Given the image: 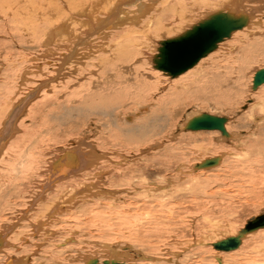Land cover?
<instances>
[{"label":"rangeland","instance_id":"obj_1","mask_svg":"<svg viewBox=\"0 0 264 264\" xmlns=\"http://www.w3.org/2000/svg\"><path fill=\"white\" fill-rule=\"evenodd\" d=\"M254 1L256 6L252 0H249L247 1V4L244 3V10L241 8L239 11H246L245 13H248L250 7H257L255 9V14L258 15V18H262V21H264V7H262V4L264 5V0ZM58 3H62L60 5L64 4L62 0L58 1ZM231 9L234 10V8ZM216 10L217 9H207L206 11L201 10L202 12H199L200 15L198 14V17L196 16L195 20L200 21L201 17H204L209 13L211 14ZM254 27H257V25ZM188 28V26H185L184 31ZM263 28L259 27L258 29L263 31ZM181 31H183V28L178 31V34ZM240 31H237L240 33L235 32L237 34L234 33L230 38L231 40L228 38L225 43L221 44V46L215 50L216 52H212L210 56L203 59L204 61H202L203 63L201 62L199 67L201 68V66L204 65L202 70L206 69L205 71H208L209 76L213 75L214 70L216 71L218 67V69L221 70L220 72H223L228 65H232L229 64V62L234 63L232 58L240 54V51L237 50L242 45L246 46L251 39L260 38V40H264V31L263 34L260 31L251 37L249 33L250 30L244 28ZM243 31L245 32L243 33ZM24 37H27L28 39L30 38V40L27 39V41H25L26 39L22 38V41L20 42L21 44L15 47L10 44V37H6L3 33L0 34V45L2 44L0 46V71L3 72V70H5L6 72L4 71V74H10L8 78H6L4 74H1L0 79L2 80H0V86L5 84L4 82L6 81H8L7 83L9 85L12 84V86H15L16 89L17 87L22 86L19 88V91H17H21L20 93L14 92L16 96L18 95V99L26 96L31 90L29 89L30 87H38V82L45 80L43 77L41 79L40 76H45L44 74L51 72L56 57H58L57 53L49 57L42 55L43 53H46L45 51H47V48L42 47L40 40L35 41L33 38L35 41L34 44L30 36L24 35ZM92 39L87 41L88 45H94L95 40L92 41ZM164 40L161 42L164 43ZM28 41L30 43H28ZM154 42L156 44L152 46V48H154L152 49V54L160 55L159 52L156 51L159 44L157 41ZM14 47L16 48L15 57H17L14 60H17L18 64L16 62L17 67H9L7 66L10 65L8 59L10 55L14 56L12 51V48ZM51 48H55L59 54L62 53L60 52L61 50L55 46ZM222 49H224V51ZM248 51L244 50L242 55H239L240 58L243 59V62L246 63V70L244 72L245 76L240 79L238 84L237 81H233V76L237 72H234V70L232 71L231 68L233 67H227L231 75V83H228V88L231 90L229 91L230 94L226 93V95H224L225 97L221 96L218 100L211 99L212 96H205L206 98L204 97L205 99H202L201 101L187 99L186 97L181 96L182 98L178 100L179 103L177 101L175 105L173 103L169 104L171 105L169 106L170 110H162L161 112L155 111V114L153 115H151L153 112L152 110L157 106L154 101L157 100L158 102L160 97L162 98L166 94L172 93L175 91L173 90L175 87L179 89L183 85H188V82L193 81V79L198 76L197 73L202 72V70L197 68V66H194L190 71L185 73V75L183 74L180 78L174 79L175 76L170 75L169 73H167L166 76L164 74L165 72H160V74L157 73V66L149 63L151 58L147 59L146 65H144L143 58L138 57L132 64L134 66L133 69L135 68L133 76H128L125 79L130 82L134 79L136 82L137 79L134 76L137 75L139 76L137 77L139 80L141 78L140 83L148 85L147 91L150 93V96L146 101V106L149 107L147 113H143L140 110L142 108L138 109L137 105H135L136 103L130 104V102L125 106L127 110H125L124 107H121L120 104L112 109L109 108L110 110H101L100 106V109H98L95 105L91 107V104L86 105L85 107H77L75 103L65 100L66 94L64 95V93L54 97L59 90V86L54 89L51 87L43 92L41 89L40 91L38 90L39 98L36 96L33 102L28 105L29 109L24 115H22V117L20 116V123L18 124L20 131L18 133L19 135L17 134V136L20 137L17 138L16 136L15 139L17 138V140L14 141L15 144H17L22 138H26L28 145L34 144V147L32 145L34 150L38 148L34 151L35 155H37V157L43 155L38 158L35 157V159L40 162L38 161L39 163L37 165L38 172L36 171L37 173H35L34 178L32 176L31 181L33 182L30 181V183L35 182L34 184H36L39 181L40 183H38L41 184L42 181L45 180L43 179L45 178L43 174L47 172L45 169H48V164H50L53 159L57 158L62 151L64 152L72 148H75L76 150H85L84 155H88L90 152H98L97 156L100 155L97 158L98 172L102 171L106 173L101 175V178H97L94 181V183H99L100 190L94 188V190L92 189L89 193H87V191V195L86 193H83V195L81 194L84 197V200L77 205L79 211L74 209L76 207L74 203L75 201L71 198L72 207L74 206L72 210H76V213L70 212L67 214L69 216L65 215L67 217H61L64 218V223L59 219L57 223L52 221V224L45 225L43 228L50 232L49 236L35 238L29 243H24L21 240L16 242V245L19 244V249L15 252L18 253L14 254L15 256L10 254L9 258H17L19 256L17 259L21 257L26 259L27 257L33 256L35 258L31 257L30 260V262H33L36 258L56 260L58 257L61 261L57 258L55 262H58L59 264H69V261L72 262L71 264H87L85 263V259L88 260L91 257V259L94 260L97 258L96 261H98V264H104L101 262H106L108 258H106V253L102 250L107 248V246L112 245L109 246L110 250L114 251V253L116 252V255L119 257L116 256L110 259H117L114 262H121L120 264H152L149 258H153L155 262L154 264H251L250 262L254 264H263L264 230L249 235L243 242V248L241 247L242 249L240 248V251L238 250V252H230L222 255L214 250L212 245L210 246V243L218 242L229 236L235 235L240 229H244L249 220L264 214V160L259 158L260 164L257 166L255 164L248 165L247 163H249V161L253 162V160L258 159V157L255 158V156H251L250 158H243L246 155L247 150L257 149L259 146H262H258V139H260V137L261 142L262 139H264V105L262 104L264 102V88L262 86V88L258 89L256 92L251 91L252 79H254L255 75L254 73L258 70L264 69V48L262 50L259 48L253 53H250V50ZM227 55L233 56L231 59H228ZM3 59L5 61H3ZM224 61L227 63V66H224ZM37 65H41V69L37 70L41 74L36 73L35 71ZM44 68L47 72H44L46 71ZM139 68H141L140 70L142 73L139 71ZM27 70L30 71V73L26 75L25 73ZM151 73L153 74L151 75ZM97 74L98 73L94 74V79L96 80L99 79ZM155 74H157V77ZM194 74L197 75L195 76ZM34 75L36 76L34 77ZM185 76H187V78ZM59 78H61V76L52 84H65V82L68 81L75 83L74 88L79 90L80 88L78 87L83 83H86L89 76L86 77L84 74V76L81 77V80H79L80 82H78L74 76L70 75V73H68V76L62 77V79L58 80ZM82 80L85 81L83 82ZM242 82L243 85H241ZM16 83H18L19 86L16 85ZM34 83H36V85ZM79 83L81 84L78 85ZM235 83L237 84L236 90L233 87L236 86ZM16 89H14V91ZM23 91L25 92L24 94ZM190 92L191 95L189 96H196V94H192L195 92L194 88H190ZM127 93L129 94L128 96ZM16 96L10 97V102H13L15 99L18 100ZM133 96H135V94H133L130 89L123 91L121 94V98L124 99ZM13 97H15V99ZM139 99L140 98L137 95L135 101H138ZM4 108L5 106L3 109ZM5 109H0L2 110L0 112V131L6 123V119L9 117L7 114L10 113ZM141 112L144 114L143 116H141ZM199 112L202 115L227 118L229 120V123L227 124L228 132L236 134L237 137L240 138V141L237 139L227 140L219 131H179L180 126L189 116ZM128 114L133 115L134 120H127L126 118L128 117ZM5 115L7 118L3 117ZM38 131H44L43 135H45L47 139L40 135ZM142 134L144 136H142ZM117 135L118 137H116ZM221 139H223V141ZM238 142L243 143V147L242 145L240 146L241 143L239 144ZM155 144L163 145L160 150H151L152 146ZM27 150L24 152L31 153L29 149ZM145 150L149 151L143 152ZM226 150L227 152H225ZM220 156L223 158L225 157L226 159L224 158L225 160L223 159L221 165H219L218 168L216 167L215 170H213L214 168L201 172H199L200 170H194V165L200 163L202 159L205 161V159L207 160L209 158ZM27 162L24 161L22 166H28ZM20 166L21 164L18 165V167ZM193 170L194 172H192ZM102 178L103 182H99ZM85 179L89 180V177ZM70 181L72 182V180ZM70 181H66V183H69ZM157 186L159 188L162 186L160 188L161 191H154ZM162 188L169 191L168 195L166 194L167 196L163 193ZM70 189L71 188L64 189L63 193L68 192ZM142 190L143 192H141ZM63 193L60 195H63ZM112 193L114 194L111 195ZM154 194H157V196ZM76 197L78 198V195ZM159 197L162 198V202ZM159 201L162 205L159 204ZM138 204L140 207L137 209ZM157 206L159 207L157 208ZM141 216L143 218H140ZM147 217L149 219H147ZM169 217L171 218L169 219ZM1 220L2 219L0 218V231L3 232L5 225L3 224V220ZM58 223H60V228L56 226ZM61 223L63 225H61ZM21 227L22 226L17 229L32 231V228ZM73 231L74 233H72ZM50 234L55 236L53 237L51 235V237ZM72 236L73 242H67V249L65 248V250H62L59 247L62 250L59 252L60 249L58 248V245L60 246L61 244H64L66 242L64 239H71ZM44 239L50 240V243L48 244V241L44 242ZM20 242L23 247H21ZM202 242L204 245H202ZM97 243L99 244L98 246ZM28 246L31 247L29 248ZM32 246L33 248L36 246V248H34L35 251H33ZM37 246L39 248H37ZM47 247L50 250L47 249ZM24 248L26 249L25 251ZM128 248H131L132 252L135 251L146 258L148 257V260L146 258L143 259L141 256V259H139L140 261L134 260L132 257L133 254L132 252L129 253ZM106 250L104 249V251ZM123 253L125 256L123 255L122 259L120 258V255ZM257 254L262 255H259L261 257L257 258L255 257L258 256ZM62 256L65 257L62 258ZM251 257L255 258L252 259ZM82 258L84 260H82ZM215 258L219 260L217 261ZM256 258L259 259V262H257Z\"/></svg>","mask_w":264,"mask_h":264},{"label":"bare ground","instance_id":"obj_2","mask_svg":"<svg viewBox=\"0 0 264 264\" xmlns=\"http://www.w3.org/2000/svg\"><path fill=\"white\" fill-rule=\"evenodd\" d=\"M58 1H60V0H0V34L3 33L6 37H10L9 42L12 46H15V47L19 46L21 44L20 42L22 41V38L26 39L25 41H27L28 38L24 37V35H26V36L31 37L34 44H35L36 40H40L42 47L47 48V51L44 50L46 53L45 54L43 53L42 55L49 57V56H53V54L57 53V56H58V57H56V60L53 64V66L51 65L52 66L51 72L44 74L45 76H40L41 79L43 77V78H45V80H42V82L39 81L38 87L37 86L36 87H30L29 89H31V90L26 94V96L20 97V99H18V97H17L18 95L17 96L15 95V93L17 91H19V88H21L22 86L17 87V89H16V87L12 86V84H10L11 85L10 86L7 83L8 81L4 82L5 84H2L0 86V109L4 110L6 108L8 110V113L10 112L9 114H7V115H9V117H8V119H6L7 121H6L5 125L3 126V128L0 131V218L3 220V224L5 225L4 231L3 232L0 231V264H59L58 262H55L58 257L57 258L54 257V258H56V260L55 259L49 260V259H44V258H38V259L36 258L33 262H30L31 257L35 258L33 256L27 257L26 259L24 257L17 259L19 256L17 258H15V257L9 258V257H10V254L14 255V254L18 253V252H15L19 249L18 248L19 244L16 245V242L21 240L24 243H29L30 241H32L35 238L49 236L50 232L46 231V229L43 228L45 225H49L52 221L57 223V221L59 219L61 220L62 223H64L65 222L64 218L69 216V215H67L68 213H70V212L76 213V210H74V211L72 210V208L74 206L72 207L71 198L73 199V201H75L74 203H75L76 207L74 209H77L78 203H81L84 200V197L82 196L83 193H86L87 191H88L87 193H89V191L91 192L92 189L94 190V188H96L97 190L101 189L99 187V183H94V181L97 178H101L100 176L106 173V172H102V171L98 172V166H97L98 159L97 158L100 156V155L97 156L98 152L97 153L96 152H90L88 155H84L85 150H76L75 148H72V149L66 150L64 152L62 151L57 158L53 159L50 162V164H48V169H45V170H47V172L45 174H43V176L45 177L43 179H45V180L42 181L41 184H39L40 183L39 181H38L39 183L37 182L36 184H34L35 182L30 183L32 176L34 178L35 173L38 172V166L37 165L40 162L39 160H38L39 161L38 162L35 159V157L38 158V157H41L43 155L37 157V155H35L34 151H36L38 148L36 150H34L33 147L35 145L32 144L33 147L31 144L28 145L26 142V138H22V139L20 138L21 140H20V142L17 141V142H19L17 144H15L14 141H16L17 138L20 137V136H17V134L20 131V128L18 125L20 123L19 122L20 116L22 117V115H24V113L29 109L28 105L31 104V102H33V100H34V98H36V96L38 97V94H39L38 92L40 91V89L43 92V91L50 89L51 87H53V89H54L56 87L58 88V86H59V90L56 92L54 97L62 95V93H64V95L66 94L65 100L68 102H71V103H75L77 105V107H85L86 105L91 104V107H93V105H95V106H97L98 109H100V107H101V110H106V109L110 110V109L116 107L118 104H120L121 107L125 108V106H127V104L130 102V104L136 103L135 105H137L138 109L142 108L140 110L143 113H145V112L147 113L149 107L146 106V101L150 96V93L147 91L148 85L140 83L141 78L139 80L137 78L139 76H137V75L134 76L137 79L136 82L134 79H133V81L130 82V81H127L125 78L128 76H133L135 68L133 69L134 66L132 64L138 57L143 58L142 60L144 62V65H146L147 59L151 58L149 63L155 64V66H157L155 63V60H156V57L158 56V54H156V55L152 54V49H154V48H152V46H154L156 44L154 41H157V43L159 44L157 46L156 51L159 52V54H160L161 53L160 50L162 49L163 44H165L169 41L175 42V39L177 40L178 37L186 36L189 32L191 33V31H193L195 27H199L200 25L204 26L206 24V22H211L212 19H214V18H220V17L225 15L229 21H241V23H242L241 27H238L234 30H231V33L229 35L226 34L224 39L217 42L216 48L214 50H212L208 55L200 58L198 61H195V62L192 61V63H190V67L183 68L184 69L183 72L179 73L180 67L176 66L177 60L174 59L175 64L172 65V67H173V68H171L172 73H169V72H167V73H169L170 75H174L175 76L174 79H177V78H180L181 76H183V74L185 75V73L190 71L191 68H193L194 66L195 67L197 66V68H200L199 65L201 64L202 61H204L203 59L205 57L207 58L208 56H210V54L212 52H214L216 49H218L221 46V44L225 43V41L228 38L230 39L235 32L243 30L244 28H246V30L247 29L250 30L249 33H250V37H251L252 35L259 33L261 31L260 29H258L259 27H261V28L264 27V21H262V18H258L257 17L258 15L255 14L256 13L255 9L257 7L256 8L255 7L253 8V6L250 7V10L248 13H245L246 11L245 12L239 11L241 8H243L244 3L247 4L248 3L247 1H249V0H62L64 2L63 5H60L62 3H58ZM252 2L254 3L255 1L252 0ZM254 5H255V3H254ZM262 7H264L263 4H262ZM231 8H234V10H232ZM259 8L262 9L261 7H259ZM207 9H217V10L211 14L209 13L206 16L201 17V20L199 19L200 21L195 20L196 16L198 17V14L200 15L199 12L201 10L206 11ZM243 10H244V8H243ZM260 14H262V13H260ZM263 14H264V11H263ZM173 17H174V19H173ZM256 25H257V27H254ZM185 26H188L189 28L184 31ZM182 28H183V31H181L178 34V31H180ZM220 31H222V29H220ZM263 31H264V28H263ZM263 31H261L262 34H263ZM240 32H237V33H240ZM244 32L245 31H243V33ZM237 33H235V34H237ZM171 36H173V37H171ZM241 36H242V34H241ZM253 37H255V36H253ZM33 38L35 39V41L33 40ZM38 38H41V39H38ZM90 39H92V41L95 40L94 45H88L87 44V41ZM164 39H166L167 41ZM241 39H243V38H241ZM241 39H238V40H241ZM28 40H30V38ZM162 40H164L165 42L163 41L164 43H162L161 42ZM259 40H260V38L259 39L253 38L250 40V42L248 41L246 46L242 45L239 49L237 48L238 49L237 51H240L239 55H242L244 50H247V51L250 50L251 51L250 53H253L254 51H256L259 48L262 50L264 48V40L263 39H262L263 41L262 40L259 41ZM28 43H30V42L28 41ZM239 43H241V42H239ZM53 46H55L59 50H61L60 52H62V53L59 54V52H57L55 48H51ZM177 46H179V44H177V43L173 44V47L175 48V50H177ZM15 47L12 48L14 56L8 55L9 56L8 61H9L10 65H12V66L7 65L9 67H13V66L17 67L16 65L18 64L17 60L16 61L14 60L17 58V57H15V55H16V50H15L16 48ZM230 49H231V47H230ZM222 50L224 51V49H222ZM239 55L235 56L233 58H232L233 55H227L228 59L232 58L234 61V63H230L228 61L229 64H232V65H230V66L228 65V66L233 67V68H231L232 71L234 70V72H237L233 76V79H234L233 81H235V82L237 81V84L240 81V79L243 76H245L244 72L246 70V66H245L246 63L243 62V59H241ZM38 59H40V58H38ZM48 60H49V58H48ZM3 61H5V60L3 59ZM16 62H17V64H16ZM9 63H7V64H9ZM137 63H139V62H137ZM137 63H136V65H137ZM140 64H142V63H140ZM226 64L227 63H225V61H224V66H227ZM2 65H4V64H2ZM44 65H46V64H44ZM40 66L39 65L36 66V69H35L36 73L41 74L40 72L37 71V70L41 69ZM43 67H45V66H43ZM143 67H145V66H143ZM203 67H204V65H202L200 69L202 70ZM227 67L224 69L223 72H220L221 70L218 69L219 67L217 69L215 68L216 71L214 70V74L212 73L213 75H211V76H209L208 71H205L206 69L202 70V72L197 73L198 76H196L197 74L196 75L194 74L196 77L193 79V81H189L188 85H183L179 89H177L174 86L175 88L173 90H175V91H173L172 93L166 94L162 98L160 97V99L158 98L159 99L158 102H157V100L154 101V102H156L157 106H156V108H154L152 110L153 112L151 115L155 114V111L161 112L162 110L169 109L170 108L169 106H171L169 104L173 103L175 105L176 102L182 98L181 96H184L187 99H195L197 101H199V100L201 101L202 99H205L207 96H209V97L212 96L211 99L213 98V99L218 100L219 97L221 98V96L226 95V93L230 94L229 91H231V90L228 87H229V84L231 83V75H230ZM22 68L25 69L24 67H22ZM141 68H139L140 72H141V70H140ZM207 70H209V69H207ZM4 71L5 70H3V72L0 71V72H2V73H0V77H1V74H4ZM14 71H17V70H14ZM261 71H264V69L258 70L254 73L255 75H254V79H252L253 82L251 84V86H252L251 91L256 92L258 89L262 88V86L264 88V83L257 84V86L254 83L258 73ZM12 72H13V69H12ZM44 72H47V70ZM160 72L164 73L158 69L157 73L160 74ZM29 73H30V71L27 70L25 74L27 75ZM42 73H43V71H42ZM68 73H70V75L74 76V78L76 80H78V82H80L79 80H81V77L84 76V74L86 75V77L89 76L90 80L89 79L86 80V83H83L82 85H80L81 83H79L78 84V85H80V87H78V88H80L79 90L74 88L75 83H71L68 81H66L65 84L64 83L63 84H52L53 82L57 81L58 77L61 76V78L58 79V80H60V79H62V77L68 76ZM96 73H98L97 74L99 77L98 80L94 79L95 78L94 74H96ZM167 73H164L165 76ZM152 74L153 73H151V75ZM4 75L6 78H8L10 76V74H4ZM155 75L157 77V74H155ZM178 75H180V76H178ZM35 76L36 75H34V77ZM188 76H189V74H188ZM98 77H96V78H98ZM185 77L187 78V76H185ZM22 78H23V76H22ZM145 79H147V78H145ZM0 80H2V79H0ZM142 80H144V79H142ZM82 81L84 82L85 80H82ZM159 81H161V80H159ZM9 83H11V82H9ZM148 83H150V82H148ZM34 84L36 85V83H34ZM237 84H236V86H233L235 88V90L237 88ZM16 85H18V83H16ZM241 85H243V82ZM190 88L195 89V92H193L192 94L193 95L196 94V96H192V97L189 96V95H191ZM14 89H16V90L14 91ZM60 89H63V90H60ZM129 89L133 92V94H135V96L127 97L125 99L121 98L122 92L125 90H129ZM150 90H154V89H150ZM20 92H17V93H20ZM24 93L25 92L23 91V94ZM128 95L129 94L127 93V96ZM137 95L139 96L140 99L138 101H135ZM12 96H16V98L18 100H16L15 97H13L15 100L13 102H10V97H12ZM178 103H179V101H178ZM262 104L264 105V102ZM4 106H5V108L3 109ZM131 109H133V108H131ZM131 109H129V110H131ZM2 110H0V112ZM125 110H127V109L125 108ZM125 112H127V111H125ZM137 113H139V112H137ZM143 113L141 116L144 115ZM201 116H203V115L200 114V112L197 114H193V115L189 116L182 123L179 131H182V132H184L185 130L190 131V130H188V125L190 124V122L192 120L198 118V117H201ZM3 117L7 118L6 115ZM1 119H3V118H1ZM126 119L127 120H134L133 115H131V114H128V117ZM141 123H142V121H141ZM228 123H229V120H228L227 124ZM227 124H226V131L228 133V136H225L222 134L223 137L226 138L227 140L237 139L238 141H240L239 140L240 138L237 137L236 134L228 132ZM200 131H204V130H196V131H190V132H200ZM43 132L38 131V133L40 135H42L46 138V136L43 135L44 134ZM16 136H17V138L15 139ZM142 136H144V135L142 134ZM116 137H118V135ZM48 139H49V137H48ZM221 140L223 141V139H221ZM258 142H259L258 146L259 145H262V146H259L257 149H253V150L249 149V150H247L246 155L244 154L245 156L243 158H246V157L250 158L251 156H255V158L258 157V159H254L253 162L248 160L249 161V163H247L248 165H254L255 164V165L259 166V164H260L259 158L264 160V139H262V142H261V137H260V139H258ZM238 143L240 144L241 142H238ZM162 145L163 144H155L154 146H152L151 150H158V149L160 150ZM241 145L243 147V143H241L240 146ZM242 147H241V150H242ZM27 149H29V151H31V153H29V152L25 153L24 151ZM162 149H164V148H162ZM236 149H237V145H236ZM148 151L149 150H145L143 152H148ZM39 152H41V151H39ZM225 152H227V150ZM234 152H236V151H234ZM186 153H187V151H186ZM241 156H243V155H241ZM224 158L222 156H220V157H215V158H209L207 160L205 159V161H203V159H202V161L200 163L194 165V170H200L199 172L204 171V170H211L213 168H214L213 170H215L216 167L218 168V166L221 165ZM96 159H97V161H96ZM215 159L218 161L217 165H214V166H211V167L205 168V169L199 168V166L204 164L206 161L215 160ZM24 161H26V162L28 161L27 162L28 166L27 165L22 166ZM20 162H22V163H20ZM27 163H25V164H27ZM19 164H21L20 167H18ZM43 165H45V164H43ZM89 169H92V170H89ZM194 170L192 172H194ZM38 174H40V173H38ZM73 177H74V180H73ZM87 177H89V180L85 179ZM75 178H77V179H75ZM103 178H104V176H103ZM103 178L99 182H103ZM70 180H72L73 183ZM66 181H70V182L69 183L67 182L68 183L67 184ZM31 182H33V181H31ZM169 184H171V183H169ZM147 185H149V184H147ZM154 185H157V184H154ZM72 186H74V187H72ZM137 186H138V184H137ZM137 186H135V187H137ZM145 186H146V184H145ZM159 186H160V184H159ZM66 188H71V189L68 192L63 193L64 189H66ZM160 188L157 186V188L154 191L155 192L161 191ZM167 188H168V186H167ZM168 189L170 190V188H168ZM144 191H146V190H144ZM61 192L63 193V195H60V194H62ZM137 192H138V189H137ZM141 192H143V190ZM87 193H86V195H87ZM163 193L165 195L166 194L168 195L169 191L167 189H163ZM197 193H198V191H197ZM113 194L114 193H112L111 195H113ZM151 194H153V193H151ZM77 195H78V198L76 197ZM100 196H101V194H100ZM155 196H157V194ZM82 197H83V199H82ZM169 197H170V195H169ZM159 198L162 202V198L161 197H159ZM146 203H148V202H146ZM150 203H151V201H150ZM157 203H158V201H157ZM159 204L162 205V203H160V201H159ZM164 205H163V208H164ZM153 206H154V204H153ZM138 207H140L139 204L137 206V209H138ZM158 207L159 206H157V208ZM65 215H67V216H65ZM63 216H64V218H61ZM140 218H143V217L141 216ZM170 218L171 217H169V219ZM147 219H149V218L147 217ZM161 219H162V217H161ZM251 220H249L247 222L244 229H240L235 235L229 236V237L225 238L224 240H227L228 238H231V237H233V238L238 237L246 229L248 223ZM24 222H26V223H24ZM62 223H61V225H63ZM59 224L60 223H58V225L56 224V226L59 227ZM20 226H22L23 228H32V231H30V230H18L17 228L18 227L20 228ZM61 228H62V226H61ZM56 230H57V228H56ZM262 230H264V229H259V230L252 232V233L244 235L241 239V243H240V246L238 247V249L230 251V252H238V250L242 247L243 242L245 241V239L249 235L255 234V233L262 231ZM56 232H58V231H56ZM72 233H74V231ZM103 233H104V231H103ZM69 234H71V233H69ZM51 235L53 236V234H50V236ZM107 235H109V234H107ZM115 236H116V234H115ZM72 238H73V236L71 237V239L70 238L64 239L66 242L64 244H61L60 246L58 245V248L60 247L62 250L63 249L65 250V248L67 249L66 243L67 242H73ZM224 240H221L218 242H222ZM43 241L44 242L48 241V244L50 243V240L44 239ZM215 243H217V242L210 243V246L211 245L213 246V244H215ZM20 244H21V242H20ZM98 245L99 244L97 243V246ZM202 245H204V243ZM109 246H112V245H109ZM109 246H107V248L109 250L107 248H104L105 250L106 249L107 250L104 251V249H103L102 251L106 253V258H108L107 262L112 263L113 261H115L117 259L111 260L110 258L116 257L117 255H116V252L114 253V251L110 250ZM21 247H23L22 244H21ZM104 247H106V246H104ZM34 248H36V246H34ZM34 248L32 246L33 251H35ZM37 248H39V247L37 246ZM111 248H113V247H111ZM47 249H49V248L47 247ZM56 249H57V247H56ZM61 249L59 250V252L62 251ZM128 249H129V253L132 252L131 248H128ZM25 250L26 249L24 248V251ZM214 250H216V249L214 248ZM20 251H22V250H20ZM216 251L221 253L222 255L225 253H230V252H221L218 250H216ZM216 251H215V253H216ZM122 252H123V250H122ZM127 252H126V254H127ZM30 253H32V252H30ZM67 253H69V252H67ZM132 254H133L132 257L136 261L141 259V257H143V259L146 258L142 254L136 253L135 251H133ZM32 255H34V254H32ZM103 255H104V253H103ZM121 255H120V258L123 257L124 253ZM259 255H262V254H259ZM259 255L255 256V257H257V258L261 257ZM37 257H39V256H37ZM64 257L62 256V258H64ZM117 257H119V256H117ZM136 257H137V259H136ZM255 257H251V258L253 259ZM263 257L264 256H262V258ZM120 258H118V259H120ZM58 259L60 260V258H58ZM72 260H74V259H72ZM82 260H84V259L82 258ZM96 260H97V258L94 260V259H91V257H90L88 260L85 259V263L95 264ZM131 260H133V259H131ZM149 260L151 261L152 264L155 263L153 258H149ZM52 261H53V263H52ZM136 261H134V262H136ZM69 262H67V263H69V264L72 263L71 261H69ZM257 262H259V259H257ZM101 263H104V262H101ZM157 263H159V262H157ZM250 263L254 264L252 262H250ZM126 264H129V263H126ZM134 264H136V263H134Z\"/></svg>","mask_w":264,"mask_h":264},{"label":"water","instance_id":"obj_3","mask_svg":"<svg viewBox=\"0 0 264 264\" xmlns=\"http://www.w3.org/2000/svg\"><path fill=\"white\" fill-rule=\"evenodd\" d=\"M225 17V18H224ZM241 21H229L224 15L220 18H214L211 22H206L204 26L195 27L191 33L189 32L184 37H178L175 42H167L163 44L160 50V55L156 57L155 63L157 68L162 72L172 73V65L177 60V67H180L179 73L183 72L186 67H190L192 61H198L203 56L208 55L212 50L216 48L217 42L225 38L226 34L229 35L231 30L241 27ZM222 29V31H220ZM190 34V35H189ZM189 35V36H188ZM194 38V39H193ZM177 43V50L173 47V44ZM255 85L264 83V71L258 73ZM228 120L224 117L203 115L190 122L188 130H204V131H219L223 135L228 136L226 131V124ZM218 161L208 160L201 166L200 169L209 168L217 165ZM264 229V215L252 219L246 229L238 236L231 237L222 242L213 244V247L221 252H230L238 249L241 243V239L244 235L252 233L256 230ZM107 262V261H106ZM104 262V264H120L117 262ZM98 264V261H96Z\"/></svg>","mask_w":264,"mask_h":264}]
</instances>
